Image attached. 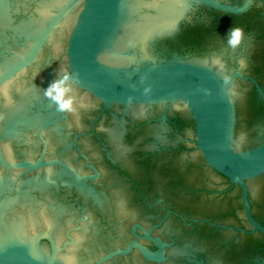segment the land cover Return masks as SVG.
Listing matches in <instances>:
<instances>
[{"label": "water", "instance_id": "1", "mask_svg": "<svg viewBox=\"0 0 264 264\" xmlns=\"http://www.w3.org/2000/svg\"><path fill=\"white\" fill-rule=\"evenodd\" d=\"M251 2L228 6L216 0H0V264H116L111 260L134 250L145 264H160L167 247L156 240L154 252L130 241L124 249L112 250V217L98 215L91 202L104 214L115 212L118 219L136 216L123 192L116 188L111 197L98 198L78 176L74 179L59 169H68L61 161L47 160L48 145L51 154L69 161L66 149L77 138L71 141L75 123L66 120L62 109L57 111L49 78L36 72L31 78L33 71L26 72L35 64L44 71L49 57L58 67L60 83L69 82L104 107H136L142 113L146 105H182L193 121L194 144L202 160L241 189L247 221L253 231L264 234L250 216L245 186L246 180L264 174V115H254L245 102L236 120L233 97L241 93L232 86L242 76L227 74L224 54L178 56L162 44L195 7L240 15ZM235 53L231 48L227 55ZM72 86L66 87L70 107L72 98L85 106L88 98ZM118 138V131L109 132L116 147ZM38 144L42 149L36 158ZM61 145L63 150L56 152ZM58 182L92 201L78 213L64 207L71 206L68 195L51 190ZM169 191L168 184L160 183V192ZM51 197L64 206L55 205ZM76 224L80 227L71 232L73 244L60 248L63 228ZM42 228L50 235L37 234ZM117 229L124 234L121 226ZM145 238L150 239L148 233ZM185 253L184 248L169 250L174 259ZM144 263L136 259V264Z\"/></svg>", "mask_w": 264, "mask_h": 264}, {"label": "flooded vegetation", "instance_id": "2", "mask_svg": "<svg viewBox=\"0 0 264 264\" xmlns=\"http://www.w3.org/2000/svg\"><path fill=\"white\" fill-rule=\"evenodd\" d=\"M216 1L228 6H241L244 2ZM234 28L241 29L243 35L239 44L232 47L228 41L230 30ZM162 40L167 50L178 56L201 58L204 54H224L222 60L227 74L238 72L242 76L236 78L232 86L241 93L233 97L236 120L241 117V104L245 102L254 115H264V0H252L250 8L240 15L195 7L188 20L180 24L178 32ZM231 48L236 53L229 57L227 52ZM51 59L49 57L45 62L44 71L37 70L35 64L26 72L33 71L31 78L35 72L49 78L57 111L62 109L66 120L70 118L75 123L71 141L75 136L77 138L76 143L66 149L69 161L63 159L61 154L60 157L51 154L52 149L48 145L47 160L61 161L68 169L62 166L58 168L70 177L74 178V174L78 176L81 183L93 189L98 198L104 195L111 197L113 190L119 188L128 206L137 215L118 219L115 212L104 214L92 204L90 197L86 201L75 188L61 182L51 190L58 191L60 195L67 194L71 206L61 205L51 197L55 205L75 208L78 213L81 205L92 201L91 205L98 215L112 217L109 237L112 243H116L112 250L124 249L130 241H136L155 252L158 249L157 240L167 246L160 264H263L264 234L253 231L247 221L241 189L215 173L202 160L194 144L193 121L182 105H146L142 113L136 107H104L98 99L69 82L60 83L58 67L51 63ZM245 63L248 64L247 69L244 68ZM63 66L67 68L66 64ZM67 74L68 70L63 77ZM67 85L75 88L78 95L85 94L88 98L83 107H79L72 98L74 112L67 100ZM57 115L61 116L59 112ZM111 131L119 133L117 147L108 139ZM37 147L36 158L42 149L40 144ZM60 147L55 151L60 153L63 145ZM72 158L77 160L76 165L72 163ZM22 160L28 159L15 161ZM162 182L168 184L171 191L160 192ZM245 186L250 216L264 228V174L246 180ZM213 210H217V214L212 215L210 211ZM133 219L146 222H132ZM86 220L88 218L82 219L83 222ZM117 220L119 223L116 224ZM75 221L79 222L80 219L77 217ZM118 226L122 227L124 234H118ZM79 227L76 224V227L63 228L62 233L65 231L60 248L73 244L71 232H76ZM44 232L50 235L43 228L37 234ZM147 233L150 239L145 238ZM117 240L121 243L118 244ZM41 242L51 246L47 240ZM52 242L57 243L53 238ZM172 248H184L186 253L174 259L169 254ZM136 259L144 263V259L134 250L111 261L136 264Z\"/></svg>", "mask_w": 264, "mask_h": 264}, {"label": "clouds", "instance_id": "3", "mask_svg": "<svg viewBox=\"0 0 264 264\" xmlns=\"http://www.w3.org/2000/svg\"><path fill=\"white\" fill-rule=\"evenodd\" d=\"M243 33L242 30L239 28H234L230 30V39H229V44L232 47H235L239 44L241 37H242Z\"/></svg>", "mask_w": 264, "mask_h": 264}]
</instances>
